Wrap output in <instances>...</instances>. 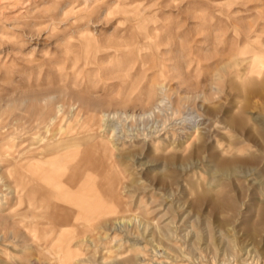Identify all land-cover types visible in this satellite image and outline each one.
Instances as JSON below:
<instances>
[{
  "label": "rangeland",
  "instance_id": "obj_1",
  "mask_svg": "<svg viewBox=\"0 0 264 264\" xmlns=\"http://www.w3.org/2000/svg\"><path fill=\"white\" fill-rule=\"evenodd\" d=\"M0 264H264V0H0Z\"/></svg>",
  "mask_w": 264,
  "mask_h": 264
},
{
  "label": "bare ground",
  "instance_id": "obj_2",
  "mask_svg": "<svg viewBox=\"0 0 264 264\" xmlns=\"http://www.w3.org/2000/svg\"><path fill=\"white\" fill-rule=\"evenodd\" d=\"M53 159L54 157L51 158V160ZM53 166L50 168H53ZM43 177H44V173H42L41 170L39 173L35 175L36 183L37 182H40L39 184L42 183L44 190L42 189V190L34 191L33 193L34 196L31 199V205L35 210L44 209L48 215V219L57 222L63 221L65 219L64 215L65 214L67 215L68 212L66 210L63 211V209L65 208L64 206H67L66 204L69 203V201L65 197V195H61L60 192L56 191V189L59 188V186L55 184V181L58 180L59 177L58 175H53V176L48 175L44 177V181H43ZM87 201L88 200H85L84 202L86 203ZM84 205H85L84 208L88 207L87 203ZM75 206L78 210L81 209L83 210V208H81L82 203H80L79 198L75 201Z\"/></svg>",
  "mask_w": 264,
  "mask_h": 264
}]
</instances>
